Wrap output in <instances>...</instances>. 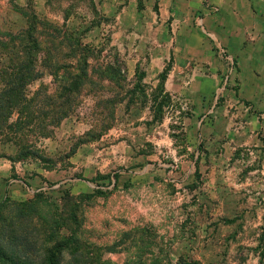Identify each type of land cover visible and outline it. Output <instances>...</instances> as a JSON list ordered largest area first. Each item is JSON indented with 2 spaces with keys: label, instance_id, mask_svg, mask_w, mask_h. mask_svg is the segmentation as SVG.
Here are the masks:
<instances>
[{
  "label": "rangeland",
  "instance_id": "374dc122",
  "mask_svg": "<svg viewBox=\"0 0 264 264\" xmlns=\"http://www.w3.org/2000/svg\"><path fill=\"white\" fill-rule=\"evenodd\" d=\"M131 1L0 0V43L42 44L39 77L21 94L28 117L0 105L4 264H42L76 207L67 194L97 192L77 202L82 251L62 264H264V119L234 83L237 61L216 48L223 71L187 65L202 69V90L188 76L184 92L167 91L177 61L150 82L143 43L130 73L125 53L161 14V0H137L123 21ZM72 40L94 53L69 95L63 76L84 56ZM7 61L1 50L0 70Z\"/></svg>",
  "mask_w": 264,
  "mask_h": 264
},
{
  "label": "crops",
  "instance_id": "0c3cea01",
  "mask_svg": "<svg viewBox=\"0 0 264 264\" xmlns=\"http://www.w3.org/2000/svg\"><path fill=\"white\" fill-rule=\"evenodd\" d=\"M136 1L123 9V21ZM160 5V16H151L148 21V29L155 35L146 39L139 36L140 41L131 46L133 52L125 53L129 72L135 73L139 61L144 59L143 43H151L146 69L150 82L157 79L173 57L177 64L168 77L167 91L184 92L188 76L202 90V81L204 85L208 83L202 79L207 78L202 76V69H187L188 63H198L213 73L223 71L216 48L219 53L224 48L239 66L235 85L264 119V0H161ZM169 25L175 35H160ZM255 124L259 129L256 120Z\"/></svg>",
  "mask_w": 264,
  "mask_h": 264
},
{
  "label": "trees",
  "instance_id": "16d2710c",
  "mask_svg": "<svg viewBox=\"0 0 264 264\" xmlns=\"http://www.w3.org/2000/svg\"><path fill=\"white\" fill-rule=\"evenodd\" d=\"M40 42H31L28 40H21L16 42L13 46L12 43L2 42L0 43V51H4L5 56H7L8 61L3 65V68L0 70V77L4 83V89L2 95H0V105L5 104V107L10 111H16L19 109V113L23 117H28V112L24 111L21 107L24 105L25 98L22 94V91L26 89V86L36 81L39 77V71L37 69L38 64L41 60V50L38 49L41 47ZM72 46L76 49H82L84 56L79 60L77 64L67 66V74L63 76V80L67 86L65 91L70 94H77L81 91V88L84 86L85 82L88 81L90 75L88 72L89 68V59L91 58L93 49L83 46L80 42L72 40ZM30 51H33L31 54ZM79 50H76L78 52ZM78 57V56H76ZM79 63V65H78ZM85 66L86 70H79V67ZM64 75V74H63ZM17 85L21 88H16ZM0 106V111H1ZM69 111H66V114ZM103 192H97L92 195H83L79 198L67 194V202L73 203L77 207L79 205L77 202L79 200L90 202L97 197H103ZM74 207L71 212H67V215L64 218H60V226L56 229L58 232L62 233L65 231V234H62L60 242H57L55 245L50 247L46 251L45 261L42 264H62L64 252H70L72 255H77L82 251V242L81 239V230H82V219L78 214V208ZM35 211V210H34ZM0 261L1 264H4L8 261L7 251L4 247L0 246ZM22 264H27L22 262ZM83 264H93V262H84ZM194 264V263H193Z\"/></svg>",
  "mask_w": 264,
  "mask_h": 264
},
{
  "label": "built area",
  "instance_id": "2783aa9c",
  "mask_svg": "<svg viewBox=\"0 0 264 264\" xmlns=\"http://www.w3.org/2000/svg\"><path fill=\"white\" fill-rule=\"evenodd\" d=\"M220 54H221V56L226 57L227 60L233 61V59L228 57L227 52L224 48H220ZM232 74H233V72H232ZM228 78L229 77H227L225 80H223V82H225V84H228Z\"/></svg>",
  "mask_w": 264,
  "mask_h": 264
}]
</instances>
